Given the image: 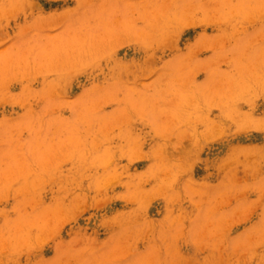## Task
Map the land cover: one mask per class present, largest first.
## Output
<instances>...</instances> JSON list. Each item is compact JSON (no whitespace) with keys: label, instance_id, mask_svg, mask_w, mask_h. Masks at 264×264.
Segmentation results:
<instances>
[{"label":"clouds","instance_id":"obj_1","mask_svg":"<svg viewBox=\"0 0 264 264\" xmlns=\"http://www.w3.org/2000/svg\"><path fill=\"white\" fill-rule=\"evenodd\" d=\"M0 264H264V0H0Z\"/></svg>","mask_w":264,"mask_h":264}]
</instances>
